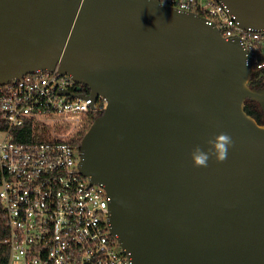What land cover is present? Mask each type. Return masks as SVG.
Returning a JSON list of instances; mask_svg holds the SVG:
<instances>
[{
	"label": "water",
	"instance_id": "1",
	"mask_svg": "<svg viewBox=\"0 0 264 264\" xmlns=\"http://www.w3.org/2000/svg\"><path fill=\"white\" fill-rule=\"evenodd\" d=\"M264 28V0H223ZM238 37L160 0H0V84L57 65L107 98L81 169L112 196L131 264H264V87ZM87 97L88 95H84ZM226 132L223 162L190 152Z\"/></svg>",
	"mask_w": 264,
	"mask_h": 264
},
{
	"label": "built area",
	"instance_id": "2",
	"mask_svg": "<svg viewBox=\"0 0 264 264\" xmlns=\"http://www.w3.org/2000/svg\"><path fill=\"white\" fill-rule=\"evenodd\" d=\"M238 37L264 73V28L245 27L223 0H160ZM69 73L38 69L0 84V209L6 264H131L111 227L112 196L81 169L82 132L104 111ZM88 95L85 97L84 95ZM86 133V132H85Z\"/></svg>",
	"mask_w": 264,
	"mask_h": 264
},
{
	"label": "trees",
	"instance_id": "3",
	"mask_svg": "<svg viewBox=\"0 0 264 264\" xmlns=\"http://www.w3.org/2000/svg\"><path fill=\"white\" fill-rule=\"evenodd\" d=\"M249 84L252 87H264V73L255 71L250 78ZM83 87H84L85 92H88L90 90L86 84H84ZM245 109L250 115L254 116L259 123H264V111L260 103L257 100H254L252 98H247L245 101ZM101 113L94 114L92 121H94L95 118L98 117ZM86 131L87 130L85 129L82 132V135H81L82 138ZM79 142H81V137H80ZM8 232H9V227L7 223V218L5 217L3 210L0 209V239L6 237L8 235ZM8 257H9V251L7 247L5 246L1 247L0 248V264H6Z\"/></svg>",
	"mask_w": 264,
	"mask_h": 264
},
{
	"label": "clouds",
	"instance_id": "4",
	"mask_svg": "<svg viewBox=\"0 0 264 264\" xmlns=\"http://www.w3.org/2000/svg\"><path fill=\"white\" fill-rule=\"evenodd\" d=\"M207 144L210 145L207 151L197 145L190 152L194 166L207 167L208 161L212 157H215L218 162H223L227 159L228 150L233 146L234 141L230 134L220 132L217 133L213 139H209Z\"/></svg>",
	"mask_w": 264,
	"mask_h": 264
}]
</instances>
